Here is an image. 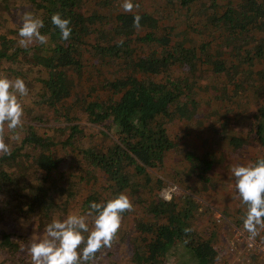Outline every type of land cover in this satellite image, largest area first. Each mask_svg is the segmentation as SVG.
Instances as JSON below:
<instances>
[{
  "label": "trees",
  "instance_id": "1",
  "mask_svg": "<svg viewBox=\"0 0 264 264\" xmlns=\"http://www.w3.org/2000/svg\"><path fill=\"white\" fill-rule=\"evenodd\" d=\"M9 1L0 76L27 93L22 124L0 125V264H31L52 219L120 192L132 207L90 264H166L172 251L174 264H221L205 198L238 195L231 168L264 156V0H133L131 12L122 0ZM55 13L70 20L67 40ZM30 14L46 44H19ZM167 186L179 189L165 199Z\"/></svg>",
  "mask_w": 264,
  "mask_h": 264
},
{
  "label": "clouds",
  "instance_id": "2",
  "mask_svg": "<svg viewBox=\"0 0 264 264\" xmlns=\"http://www.w3.org/2000/svg\"><path fill=\"white\" fill-rule=\"evenodd\" d=\"M121 6L125 12H131L134 2L122 0ZM50 19L59 29L60 38L67 40L72 31L70 20L59 13ZM134 24L139 27L138 14L134 15ZM42 27V19L31 14L25 16L18 29L19 44L26 47L33 40L46 44L48 37L39 31ZM26 93L22 79L0 76V125L15 129L22 124L23 108L17 94L23 96ZM0 152H8L3 142H0ZM231 173L238 195L247 206L243 227L255 237L257 226L264 225V156L249 164L234 165ZM131 207L128 195L120 192L106 201L90 202L87 214L72 213L63 219H52L45 226V235L29 247L31 264H90L98 250L111 245L120 227L122 213ZM89 216L92 217L91 228Z\"/></svg>",
  "mask_w": 264,
  "mask_h": 264
},
{
  "label": "rangeland",
  "instance_id": "3",
  "mask_svg": "<svg viewBox=\"0 0 264 264\" xmlns=\"http://www.w3.org/2000/svg\"><path fill=\"white\" fill-rule=\"evenodd\" d=\"M12 2V0L9 1V3ZM5 3L0 2V14L8 12L9 9L7 8L4 9ZM19 14V13H18ZM233 117V116H232ZM241 121V120H240ZM238 121V130L243 133V136H247L248 134L246 133V129L248 127V121H245L244 123H240ZM183 126V123H179V121H174L171 123V129L177 133L180 134L183 132L181 128ZM203 136L210 135V132L205 130L202 131ZM216 135V134H213ZM181 139V138H180ZM183 142V139L181 140ZM199 143V142H198ZM173 156L170 159V162L173 161ZM163 172V170L159 171V173ZM231 172V171H230ZM231 175V174H230ZM103 177V174H97L96 178L101 179ZM178 187V186H177ZM176 190L179 189V187ZM230 184H227L224 188H229ZM234 186H231L230 189ZM220 189V188H218ZM229 189V190H230ZM178 192V191H177ZM233 191L231 192H226L218 190L215 194H210L208 196V199L205 198V208L207 207L209 212L211 213V218H213V222L216 224L210 227V229H214V235L212 236L213 238V247L214 249L218 252V255L220 257L221 264H249L250 260L249 259H244L243 256L238 257H231L230 252L226 248V244L233 239L235 229L237 227H240L243 225V221L237 220V217L242 218L241 214L246 215L247 209L244 208V204L241 201L239 195L235 193V195H232ZM203 198V197H201ZM201 198L199 200H201ZM207 201H210V203H207ZM201 207V206H200ZM240 208V209H239ZM201 209V208H200ZM199 209V210H200ZM214 214L218 215V219H214ZM220 215V216H219ZM208 220V219H207ZM212 221V219H210ZM209 220V221H210ZM7 224L4 225L7 229H18V230H26L25 232H29V224L24 223L23 221L21 222H6ZM204 224V222H202ZM2 225V224H1ZM201 225V224H200ZM35 226V225H34ZM34 228V227H33ZM198 229L201 230L199 227ZM45 235V233L42 234H36L38 238H42ZM36 239V237L34 238ZM179 254V253H177ZM177 254L174 255V252H170V254L167 256V263L166 264H174L177 262V258L175 257ZM178 257V255H177Z\"/></svg>",
  "mask_w": 264,
  "mask_h": 264
},
{
  "label": "built area",
  "instance_id": "4",
  "mask_svg": "<svg viewBox=\"0 0 264 264\" xmlns=\"http://www.w3.org/2000/svg\"><path fill=\"white\" fill-rule=\"evenodd\" d=\"M175 191V186H167L160 194L168 199ZM214 219H218V215L214 214ZM226 248L232 257L243 256L244 259L250 260L249 264H264V225L257 226L255 237H251L243 225L237 227L233 239L226 244Z\"/></svg>",
  "mask_w": 264,
  "mask_h": 264
},
{
  "label": "crops",
  "instance_id": "5",
  "mask_svg": "<svg viewBox=\"0 0 264 264\" xmlns=\"http://www.w3.org/2000/svg\"><path fill=\"white\" fill-rule=\"evenodd\" d=\"M232 257V256H231Z\"/></svg>",
  "mask_w": 264,
  "mask_h": 264
}]
</instances>
